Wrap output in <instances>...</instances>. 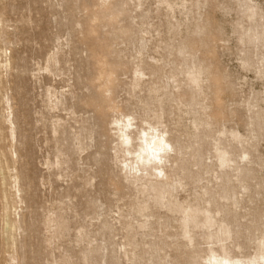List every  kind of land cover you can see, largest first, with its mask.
<instances>
[{
	"label": "rangeland",
	"instance_id": "rangeland-1",
	"mask_svg": "<svg viewBox=\"0 0 264 264\" xmlns=\"http://www.w3.org/2000/svg\"><path fill=\"white\" fill-rule=\"evenodd\" d=\"M124 116L172 142L167 182L128 174ZM263 240L264 0H0V264H205Z\"/></svg>",
	"mask_w": 264,
	"mask_h": 264
},
{
	"label": "bare ground",
	"instance_id": "bare-ground-1",
	"mask_svg": "<svg viewBox=\"0 0 264 264\" xmlns=\"http://www.w3.org/2000/svg\"><path fill=\"white\" fill-rule=\"evenodd\" d=\"M133 119L124 116L112 122L119 149L128 154L129 162L126 163L129 168L128 174L133 181L158 180L159 177L165 176L167 182L168 177L164 168L171 160V155H177L178 152L166 138L164 131L154 125L139 127ZM10 123L12 124L11 120ZM176 160L177 158L173 159V162ZM187 225V222L184 223L183 232L188 235ZM222 249L225 251L223 247ZM211 252L209 257L205 256V264H264V240L254 246L251 257L232 256L226 251L222 254H216L212 250Z\"/></svg>",
	"mask_w": 264,
	"mask_h": 264
}]
</instances>
